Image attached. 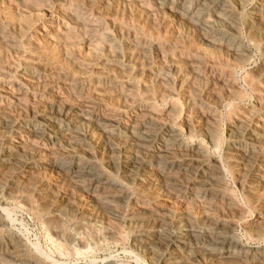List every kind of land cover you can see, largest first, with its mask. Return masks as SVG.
I'll list each match as a JSON object with an SVG mask.
<instances>
[{
  "label": "bare ground",
  "instance_id": "6f19581e",
  "mask_svg": "<svg viewBox=\"0 0 264 264\" xmlns=\"http://www.w3.org/2000/svg\"><path fill=\"white\" fill-rule=\"evenodd\" d=\"M0 196L3 264H127L74 231L120 226L137 264H264V0H0Z\"/></svg>",
  "mask_w": 264,
  "mask_h": 264
},
{
  "label": "rangeland",
  "instance_id": "374dc122",
  "mask_svg": "<svg viewBox=\"0 0 264 264\" xmlns=\"http://www.w3.org/2000/svg\"><path fill=\"white\" fill-rule=\"evenodd\" d=\"M231 186H232V188H234V186L231 184ZM4 201V202H3ZM175 203H176V206H175V208H178V206H180V205H178L179 203L177 202V201H175ZM175 203L173 204V205H175ZM7 203V201H5V199H3V197L2 196H0V205L3 207V208H7V207H10L9 205L10 204H8ZM178 205V206H177ZM22 215H20V217L18 218V220L20 219H22L21 221H20V223L22 224H20V227H22V228H20V231L23 233V230L26 232H24L26 235H24V233H23V235H24V237H26L25 239L27 240V242H29L30 243V245H32V243H33V245H34V242L36 241H38L39 243H36L35 245L36 246H34V247H38L37 249H40V251L42 250V251H44V253H46V254H48L50 257H51V255H52V258H56V256L58 257V254L55 252V250H54V247L51 245V244H49V242L47 241V238H48V235H49V231H47L48 230V228H50L49 226H53V227H55V226H60L61 225V220H60V218L58 217V216H47L46 218H44V219H42V221H35L34 219H32L31 217H29L28 215H23L22 217H21ZM28 217L30 218V219H28ZM35 221V223H34V221ZM49 221V222H48ZM39 222V223H38ZM47 222V223H46ZM44 223V224H43ZM50 223H52V224H54V225H48V224H50ZM60 223V224H59ZM45 225H47V226H45ZM24 226V227H23ZM26 226V227H25ZM42 226V227H41ZM44 226V227H43ZM47 227V228H46ZM27 228V229H26ZM89 228V227H88ZM86 228V227H78V228H76V229H74V231L76 232V234H77V236H78V234H79V238H80V241L81 240H83V241H81V243L82 242H84L85 244H83L82 243V245L83 246H85L86 245V247H90V250L91 251H93L92 253L97 257V258H99V260H102L104 257H106V256H108V254L110 255V254H112L113 256H115V259H117V260H119V261H122V262H126L127 264H135L134 262H131V260L129 259L128 260V256L127 255H124L123 254V252H122V248H129V246H130V238H129V236H128V230L125 228V227H123V226H120L119 228H120V232H122V234H124L125 236H126V241L124 242V243H122V245H120V246H117V245H119V244H117V243H115V242H104V241H102V235H100V233H98L96 230H91V228ZM21 229H23V230H21ZM44 229H46V231L47 232H45L44 231ZM73 231V233H75ZM96 231V232H95ZM42 233V234H41ZM47 233V234H46ZM244 232H243V229H242V226H240V225H238L237 227H236V235L239 237V238H242V236L244 235L243 234ZM40 235H42V236H40ZM44 235V236H43ZM47 235V236H46ZM29 236V237H28ZM31 237V238H30ZM42 237V238H41ZM45 237H47V238H45ZM37 238V239H36ZM44 238V239H43ZM83 238V239H82ZM28 239H30V240H28ZM44 241H43V240ZM84 239H85V241H84ZM100 239V240H99ZM33 240V241H32ZM87 241H88V243H87ZM43 242V243H42ZM89 243H90V245H89ZM37 244H40V245H38L37 246ZM105 244V245H104ZM43 245V246H42ZM46 245V246H45ZM51 245V246H50ZM109 245V246H108ZM112 245V246H111ZM114 245V246H113ZM40 246V247H39ZM106 246V247H105ZM44 247V248H43ZM45 247H47V248H45ZM115 247V248H114ZM47 249V250H46ZM46 250V251H45ZM52 251V252H49V251ZM111 250H113V251H111ZM119 250V251H118ZM121 250V251H120ZM48 251V252H47ZM97 251V252H96ZM107 251H109V252H107ZM117 251V252H116ZM111 252V253H110ZM113 252V253H112ZM119 252V253H118ZM52 253V254H51ZM55 253V254H54ZM121 253V254H120ZM123 255V256H122ZM116 260V261H117ZM144 260H146V259H141V260H139L140 262L138 263V264H148L149 263V261L147 262V260L146 261H144ZM85 264V262L83 261V260H80L79 261V263H77V264ZM0 264H3V263H1L0 262ZM137 264V263H136ZM217 264V263H216ZM219 264V263H218ZM235 264H242V263H235Z\"/></svg>",
  "mask_w": 264,
  "mask_h": 264
}]
</instances>
